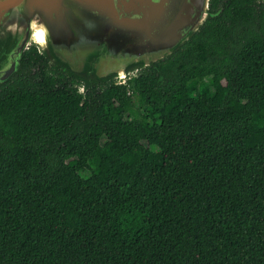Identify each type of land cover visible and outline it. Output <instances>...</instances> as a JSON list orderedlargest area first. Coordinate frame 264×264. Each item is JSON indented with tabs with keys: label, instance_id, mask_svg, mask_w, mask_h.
Returning <instances> with one entry per match:
<instances>
[{
	"label": "trees",
	"instance_id": "trees-1",
	"mask_svg": "<svg viewBox=\"0 0 264 264\" xmlns=\"http://www.w3.org/2000/svg\"><path fill=\"white\" fill-rule=\"evenodd\" d=\"M125 82L35 45L0 84V264H264V0Z\"/></svg>",
	"mask_w": 264,
	"mask_h": 264
},
{
	"label": "water",
	"instance_id": "water-1",
	"mask_svg": "<svg viewBox=\"0 0 264 264\" xmlns=\"http://www.w3.org/2000/svg\"><path fill=\"white\" fill-rule=\"evenodd\" d=\"M210 0H0V84L35 45L57 65L87 79L125 82L163 60L211 14Z\"/></svg>",
	"mask_w": 264,
	"mask_h": 264
}]
</instances>
